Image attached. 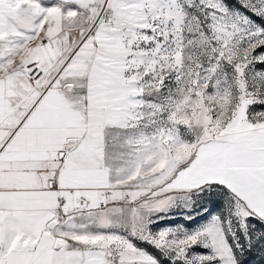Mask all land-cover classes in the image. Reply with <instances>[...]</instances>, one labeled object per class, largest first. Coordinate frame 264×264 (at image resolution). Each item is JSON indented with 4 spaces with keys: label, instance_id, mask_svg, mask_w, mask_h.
Instances as JSON below:
<instances>
[{
    "label": "snow or ice",
    "instance_id": "obj_1",
    "mask_svg": "<svg viewBox=\"0 0 264 264\" xmlns=\"http://www.w3.org/2000/svg\"><path fill=\"white\" fill-rule=\"evenodd\" d=\"M236 4L0 0V264L264 251V0ZM193 193L227 215L153 227Z\"/></svg>",
    "mask_w": 264,
    "mask_h": 264
},
{
    "label": "rangeland",
    "instance_id": "obj_2",
    "mask_svg": "<svg viewBox=\"0 0 264 264\" xmlns=\"http://www.w3.org/2000/svg\"><path fill=\"white\" fill-rule=\"evenodd\" d=\"M230 2L239 7V5L236 4V0H230ZM193 201L194 203L189 208L177 206L166 213H160L159 215L164 218L160 219L153 227L163 228L183 224L185 228L191 230L206 223L212 215H221L222 217L227 215L228 209L224 198L221 196L209 197L204 193H200L199 195L193 193ZM185 215L191 216L192 219H185ZM250 222L255 221H251L250 219ZM257 226L264 227V225L259 224ZM233 227L237 229V235L240 237L241 243H243V233L239 230L236 221L233 222ZM198 250L207 251V249ZM241 264H264V251H261L259 244L251 251H245L241 259Z\"/></svg>",
    "mask_w": 264,
    "mask_h": 264
}]
</instances>
